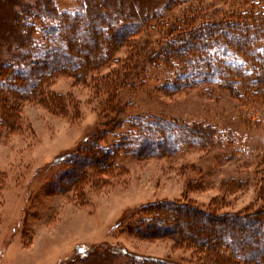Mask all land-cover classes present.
<instances>
[{"label":"rangeland","instance_id":"obj_1","mask_svg":"<svg viewBox=\"0 0 264 264\" xmlns=\"http://www.w3.org/2000/svg\"><path fill=\"white\" fill-rule=\"evenodd\" d=\"M23 1L36 0H0V66L16 54L14 16ZM105 1L112 11L135 17L168 2ZM54 2L60 13L84 14L98 4V0ZM34 24L40 30L41 24ZM151 30L139 32L117 50L116 61L96 74L105 75V81L55 75L42 85L44 98L16 105L7 127L0 130V264L124 262L95 260L94 255L107 248L174 264H222L171 237L141 238L127 231V224L141 207L161 202L190 204L227 217H246L264 208V122L256 128L232 93L217 86L174 91L164 71L146 62L167 31ZM149 69L153 76L145 74ZM19 73L28 78L27 71ZM115 75L120 79L127 75V81L113 93L109 85H115ZM130 116L174 126L170 133L175 135L164 134L158 147L178 141L182 129L196 130L201 124L222 137L215 145L204 146L185 131L176 151L161 153L160 148L157 155L125 154L116 161L119 166L104 174L85 169L75 188L59 177L64 161L97 142V134L106 132L109 122ZM114 136L105 134L100 146L110 147L118 140Z\"/></svg>","mask_w":264,"mask_h":264},{"label":"trees","instance_id":"obj_2","mask_svg":"<svg viewBox=\"0 0 264 264\" xmlns=\"http://www.w3.org/2000/svg\"><path fill=\"white\" fill-rule=\"evenodd\" d=\"M213 1L220 5H207V0H168L166 6L158 5L138 17L112 11L105 0H98L89 14L60 13L54 0H36L32 4L23 1L14 16L12 43L16 54L0 66V130L7 127L20 101L45 97L42 85L53 76L70 74L79 80L96 76L105 81V75L96 74L116 61L119 48L139 32L160 27L167 31L146 62L164 71L165 77L172 80L171 88L177 91L210 84L231 92L239 106L245 108L246 117L260 128L264 122V0ZM180 6H186L179 10L180 14L172 12ZM36 21L41 24L40 30ZM22 69L28 78L18 74ZM150 70L145 72L147 76L154 75ZM160 74L163 76L162 71ZM126 77L115 75V85L111 83L109 91L114 93L125 84ZM174 130L172 124L160 125L144 116L113 119L106 132L97 134V142L83 154L78 151L64 161L59 177L75 188L85 169L104 174L113 165L119 166L116 161L125 154L157 155L160 148L161 153L176 151L186 138L185 131L204 146L215 145L222 137L211 126L201 124L196 130L182 129L178 141L175 139L177 143L173 140L167 146H156L165 139L164 134L174 136V132L170 133ZM108 133L118 140L110 147L100 146V139ZM132 218L127 231L141 238L171 237L222 264H264L263 207L246 217H227L190 204L161 202L141 207ZM94 256L105 263L123 259L122 264H174L162 259H140L113 248Z\"/></svg>","mask_w":264,"mask_h":264}]
</instances>
